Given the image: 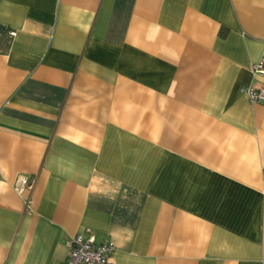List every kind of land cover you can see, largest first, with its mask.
<instances>
[{"label": "crops", "instance_id": "0c3cea01", "mask_svg": "<svg viewBox=\"0 0 264 264\" xmlns=\"http://www.w3.org/2000/svg\"><path fill=\"white\" fill-rule=\"evenodd\" d=\"M262 53L264 0H0V264H264Z\"/></svg>", "mask_w": 264, "mask_h": 264}, {"label": "built area", "instance_id": "2783aa9c", "mask_svg": "<svg viewBox=\"0 0 264 264\" xmlns=\"http://www.w3.org/2000/svg\"><path fill=\"white\" fill-rule=\"evenodd\" d=\"M250 70L255 76H264V53L256 62L250 64ZM250 102L264 100V86H242L239 89ZM264 180V168L261 169ZM31 187V182L25 176H19L14 184L17 193H22ZM115 246L111 240L95 243L92 238H86L81 233L72 236L68 241V253L65 264H111V256Z\"/></svg>", "mask_w": 264, "mask_h": 264}]
</instances>
